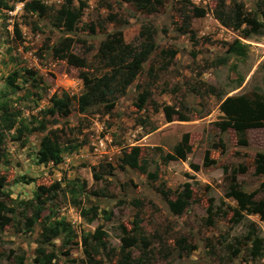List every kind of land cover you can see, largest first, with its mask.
Returning <instances> with one entry per match:
<instances>
[{
	"label": "rangeland",
	"instance_id": "rangeland-1",
	"mask_svg": "<svg viewBox=\"0 0 264 264\" xmlns=\"http://www.w3.org/2000/svg\"><path fill=\"white\" fill-rule=\"evenodd\" d=\"M31 1L0 0V176L7 192L0 199L12 208L0 228V264H36L40 245L54 254L52 264H122L125 252L131 264H264V171L256 172L264 123L237 133L222 125L220 110L229 96H264V30L244 38L250 25L224 26L214 17L219 9L261 21L264 0H150L151 7L72 0L79 17L71 30L57 20L67 0H36L40 6L27 10ZM117 30L131 46L151 42L152 52L109 109L100 103L78 111L83 75L105 70L97 49ZM66 37L85 67L53 55ZM235 40L245 44L244 55L229 52ZM13 72L18 77L8 86ZM65 93L73 98L69 113H46L50 98ZM51 130L62 161L38 163L39 142ZM185 134L189 150L179 158L173 148ZM133 146L137 167L124 162ZM55 183L27 229L34 192ZM234 187L249 194V209L231 197ZM185 191L176 214L167 200ZM259 203L263 211L251 212ZM57 221L66 229L44 241L43 225ZM97 230L101 242L90 237ZM254 237L260 255L252 251Z\"/></svg>",
	"mask_w": 264,
	"mask_h": 264
},
{
	"label": "trees",
	"instance_id": "trees-1",
	"mask_svg": "<svg viewBox=\"0 0 264 264\" xmlns=\"http://www.w3.org/2000/svg\"><path fill=\"white\" fill-rule=\"evenodd\" d=\"M72 0H67L68 5L63 4L57 10V20L58 23L61 21L64 23L67 30H71L76 19L79 17V11L75 8H69ZM125 2L135 3L138 7L152 6L150 0H123ZM40 5L36 0L27 2L25 8L27 10H36ZM195 15H202L203 10L196 8L194 10ZM214 17L224 26H230L234 28H240L244 23L251 26V30H242L243 37H249L250 33L257 32L260 29L264 30V9L262 10L261 21H258L256 17H245L239 18L237 12L231 14L223 10H215ZM141 33V32H140ZM149 34V32H147ZM69 38H63L58 45L52 48L53 55L65 59L68 63L78 66H86L85 59L79 57L69 51ZM245 44L235 40L231 43L229 47V52L235 55L245 54ZM152 52L151 42H145L140 47L131 46L129 43H125L120 30L113 32L106 36V38L101 41L97 49L96 58L101 63L102 69H105L102 73L98 75L88 76L83 75L84 81V91L76 97L78 111L85 112L90 106L95 104L104 103L106 109H109L114 103V95L117 92H123L125 88L130 85L137 75L142 70L143 64L148 60L149 55ZM28 72V70H26ZM17 73L13 72L7 76L6 82L8 86H14V80L17 78ZM148 97V90L145 89L138 96V101H140L139 107L146 101ZM73 98L68 96V94H63L61 97L53 96L50 98V106L46 108V113H58L63 116L67 115L70 111V104ZM2 108H4L2 106ZM170 107L164 106V114L166 120L170 121L171 112ZM220 110L223 112L224 121L223 126H229L237 133H243V131L249 127H260L264 123V96L260 94H255L253 97H248L245 95H233L227 97L220 104ZM179 120H184L183 116H180ZM11 125H5L8 129ZM38 129H45L44 123H39ZM19 131V130H18ZM53 131L51 130L44 136H42L38 149L36 151V160L38 163L46 164L47 162H52L53 164H58L62 161L61 153L63 151L59 141H57ZM1 136V134H0ZM20 136V134L18 135ZM245 140H242L244 143ZM189 150L187 135H183L180 142L176 144L173 148L174 154L179 158H184L186 152ZM139 157L138 146H133L130 152L125 154L124 162L131 167H137ZM264 171V154L259 153L256 159V172L261 173ZM4 178L0 176V196L7 195V192L3 190ZM58 187V183L53 184L50 188H45L43 186H38V189L34 192L33 197L35 200L34 211L31 217H28L26 223L27 229L37 221L42 208L46 203L53 198V190ZM231 197L235 198L241 209L248 208L250 205L249 194L241 191L240 189L234 187L231 188ZM188 192H184L183 195H179L176 200H167V204L172 212L179 214L182 212L186 205ZM262 203H259L257 207H252L251 212L261 213ZM249 209V208H248ZM7 211H12V208L7 206L5 202L0 199V228L9 221L8 216H6ZM66 224H61L56 222L55 226L43 225L42 236L45 240H50L52 237L57 236L61 230L66 229L64 226ZM101 231L97 230L90 237H93L97 241L101 242ZM85 243L86 237L82 238ZM252 251L258 252L260 247V239L254 237L252 239ZM123 252V248H122ZM259 253V252H258ZM36 258L34 262L36 264H52L54 259V254L52 252L45 253L44 249L40 246L36 248ZM260 255V253H259ZM122 264H131L129 252L122 253L121 258ZM137 261V260H136ZM21 263V262H20Z\"/></svg>",
	"mask_w": 264,
	"mask_h": 264
}]
</instances>
